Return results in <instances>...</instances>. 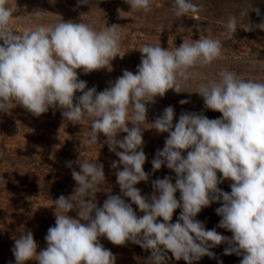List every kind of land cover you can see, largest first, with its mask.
<instances>
[{
	"label": "clouds",
	"instance_id": "clouds-1",
	"mask_svg": "<svg viewBox=\"0 0 264 264\" xmlns=\"http://www.w3.org/2000/svg\"><path fill=\"white\" fill-rule=\"evenodd\" d=\"M79 2L89 4L90 0ZM125 2L131 11H152V0ZM173 7L177 17L199 11L192 0H173ZM250 11L260 14L258 7ZM248 13L242 10L240 18ZM12 17L8 0H0V112L19 105L35 117L59 108L73 125L91 118L90 135L80 139L81 144H100L98 137L103 134V143L118 157L111 162L112 169L122 165L115 172L121 195L107 192L98 207L96 194L105 191L100 187L105 181L104 165L96 160L76 161L80 171L71 172L76 182L73 194L54 200L55 226L45 236L47 247L37 253L33 233L20 228L12 249L16 264H116L115 255L100 243L101 237L116 246L131 242L150 250L146 264H167L169 252L176 261L194 264L204 256L215 258L210 249L222 243L229 245L225 255L242 256L240 264H264V83L240 79L225 69L218 80L202 84L196 92L205 108L221 113V118L186 112L173 124L174 108L168 106L148 123L146 104L155 103L169 90L181 93L182 84L194 75L191 70L221 59L220 40L210 36L183 40L171 50L145 43L139 49L142 56L136 72L124 70L108 88L97 92L78 78V70L84 74L104 68L111 71L122 38L117 25L97 30L84 22L63 20L18 34L10 30ZM237 24L238 18L229 16V38ZM253 27L264 30V23L240 29ZM77 92L82 94L76 97ZM145 124L168 133L163 149L151 162L153 171L166 166L175 173V183L170 176L152 181L150 197L136 187L149 179L143 167ZM121 133H126L122 139L118 138ZM225 180L231 181L230 192L218 187ZM221 198L222 206L216 209L222 218L218 227L230 231L231 238L206 230L196 219L203 208ZM178 208L181 213L173 223ZM71 211L77 218L68 215Z\"/></svg>",
	"mask_w": 264,
	"mask_h": 264
},
{
	"label": "rangeland",
	"instance_id": "rangeland-1",
	"mask_svg": "<svg viewBox=\"0 0 264 264\" xmlns=\"http://www.w3.org/2000/svg\"><path fill=\"white\" fill-rule=\"evenodd\" d=\"M192 2L199 6V11L177 17L173 0H152V11L149 13L131 11L125 0H90L89 4H81L79 0H8V6L13 10L10 30L22 34L26 30H34L38 25H54L63 20L84 22L97 30L117 25L122 38L118 55L111 61V71L104 68L84 74L78 70V78L86 81L88 88L95 87L97 92L108 88L124 70L136 72L142 56L139 49L145 43L159 44L171 50L183 40L205 36L218 39L223 46L221 59L191 70L194 75L182 84L181 93L169 90L164 97H156L155 103H148L146 107L148 123L154 122L168 106L174 108L173 124L186 112L203 113L209 119L221 118V113L205 108L203 98L196 92L202 84L218 80L225 69L235 72L240 79L264 83V30L256 27L251 31L240 29L241 25L264 23V0ZM252 7H258L260 14L250 11ZM242 10L249 13L240 18ZM229 16L238 18L237 31L230 38L227 33ZM81 94L77 92L76 97ZM181 100H188L189 103L182 105ZM90 127L91 118H86L82 125H73L63 118L59 108H50L39 117L19 105L9 109L8 113L0 112V264H16L12 249L14 238L22 227L33 233L38 245L37 253L47 247L45 236L49 227L55 226L54 200L61 195L68 197L73 194L76 182L71 172L73 169L80 171L76 163L79 159L96 160L104 165L105 181L101 182L100 187L105 191L96 194L98 207H102L107 199V192L121 195L115 172L122 170V165L119 169H112L111 162L118 160V157L103 143L106 137L100 134V144L91 147L80 142V139L89 137ZM151 127V124H145L147 129L143 131V151L147 157L143 167L149 179L136 185L146 197L153 194L152 181L157 178L170 176L175 183V173L166 166L155 172L152 169L151 162L157 150L163 149L168 133H158ZM125 135L121 133L118 138L122 139ZM186 154L185 151L183 155ZM69 162L71 167L67 166ZM220 175L218 173V177ZM230 184V180H225L218 187L230 192ZM122 198L131 203L129 198ZM176 198H180L179 191ZM220 206L222 198L220 202L203 208L196 219L204 224L206 230L215 229L231 238L230 231L218 227L222 218L217 215L216 209ZM132 207L138 216L143 215L136 205ZM180 213L179 208L174 212L173 223ZM68 215L77 218L75 211ZM158 219L162 222V218ZM100 243L115 255L116 264H146L151 255L150 250L131 242L116 246L101 237ZM228 247L227 243L215 246L210 249L215 253V258L204 256L194 264H240L242 256L224 254ZM168 257L167 264H186L182 259L176 261L170 252ZM27 264H38V261Z\"/></svg>",
	"mask_w": 264,
	"mask_h": 264
}]
</instances>
